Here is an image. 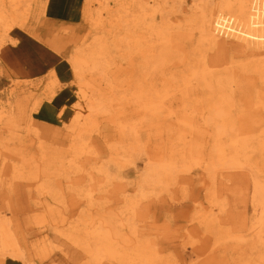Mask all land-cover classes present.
I'll use <instances>...</instances> for the list:
<instances>
[{
    "label": "rangeland",
    "instance_id": "rangeland-1",
    "mask_svg": "<svg viewBox=\"0 0 264 264\" xmlns=\"http://www.w3.org/2000/svg\"><path fill=\"white\" fill-rule=\"evenodd\" d=\"M20 1L0 0L9 7L17 3L15 26L0 35V102L16 107L10 115L4 110L5 125H0V245L5 225L17 233L26 255L12 258L0 251V264H78L72 261L75 252H81L84 262L91 261L81 249H71L70 239L75 237L72 228L81 229L89 214L111 217V229L114 224L115 230H135L136 244L150 258L146 264H264V147L259 150L255 142L251 144L254 160L250 162L256 167L247 162L205 173L202 164L211 157L202 159L214 152V143L228 142L234 133L207 139L193 135L183 142L176 130L161 127L134 100L124 99L133 60L127 42L132 37L123 22L110 25L105 20L112 10L118 18L122 7H127L124 1ZM142 1L149 6L146 15L155 11L159 22L196 33L194 38L204 22L214 19L222 3ZM98 16L104 20L101 25ZM12 21V14L4 19L5 23ZM225 42L222 50L238 55V60L255 59L240 43ZM132 49L138 65V45ZM74 57L90 61V68L79 77L69 61ZM130 68L134 70V62ZM52 81L57 87L53 98L47 99ZM116 81L118 93L101 96L100 110L91 114L82 97L84 91L94 88L95 96H86L98 99V92ZM107 102L111 114L101 110ZM81 103L85 110L78 106ZM78 116L90 121L84 140L92 146L78 160L70 161L62 156L76 149L70 141ZM254 136L242 133L241 140ZM189 145L199 147L201 159L184 152ZM18 149L23 153L17 154ZM40 153L49 160L66 158V172L49 167L47 161L27 166L15 159L22 154L39 158ZM234 174H239V184L233 192L221 194L228 201L223 214L232 216L223 224L226 230L200 222V203L208 208L209 193H218L217 185L225 175V184L231 186L229 177ZM37 176L41 182L35 181ZM99 259L96 264H118L109 257ZM144 263L131 260V264Z\"/></svg>",
    "mask_w": 264,
    "mask_h": 264
},
{
    "label": "bare ground",
    "instance_id": "bare-ground-1",
    "mask_svg": "<svg viewBox=\"0 0 264 264\" xmlns=\"http://www.w3.org/2000/svg\"><path fill=\"white\" fill-rule=\"evenodd\" d=\"M121 1H124L127 7H122L120 16L115 18L114 14L117 11L112 10L108 16L110 19L105 20L110 25L123 22L128 30V36L132 37L128 38L127 42L129 55L133 60L130 61L128 88L125 90L128 94L124 96V99L134 100L142 112L157 118L161 127L176 130L177 138H182L183 142L193 135L195 138L207 139L210 135L221 138L225 133H234L228 142L218 140L214 143V152L202 159L205 161L211 157L202 164L205 173L214 169L216 171L225 165L227 169H233L241 163L255 164L250 162L254 160L251 144L255 142L259 150L264 147V0H220L221 9L215 14L213 20L202 24L196 38H194L196 33L189 34L180 28L174 30L166 22H159L157 15H154L155 11L146 15L149 7L147 2ZM8 4L0 2L1 37L15 26L14 6L17 3H12V7ZM11 14L14 23H5L4 19ZM102 21L104 20L101 16H98L97 24L101 25ZM227 40H234L243 45V48L248 51L246 53L255 59L238 60V55L222 50ZM135 44L138 45V65L132 49ZM0 45H3L2 38H0ZM50 46L57 47L51 44ZM101 48L104 49V44ZM211 49H213L212 54L209 53ZM55 50L59 54L62 53L59 48ZM69 61L78 77L90 68V61L83 57H74ZM133 62L134 70L130 68ZM117 82L110 84L107 89L96 91L98 99L92 98L95 96L94 88L84 91L82 97L87 102L86 106L91 114L98 113L100 110L101 96L104 94L113 96V93H118ZM56 84L53 81L48 84L47 99L53 98ZM86 94L92 97H87ZM38 105L39 102L35 104L34 110ZM18 106L25 108L21 103ZM78 106L80 109L86 108L82 103ZM110 108V102H107L101 110L108 112ZM4 110L10 115L14 113L16 107L12 103L4 105L0 102V125H5ZM108 114L111 113L108 112ZM88 124H90L88 118L76 117L75 125L71 130L74 138L70 141L76 149L70 155L62 157H70V161H76L91 148L92 144L84 140ZM242 133L251 134V136L255 134V136L242 141ZM43 147L44 144L41 142L40 148ZM18 150L17 154L23 153L20 149ZM184 152L199 159L202 157L199 147L195 145H189ZM39 158L22 154V158L15 159L27 166H33V164L38 166L47 161L50 164L49 167L55 166L58 172L62 170L63 173L66 172L63 169L66 158L58 161L49 160L43 153H40ZM161 161L168 162L164 159ZM1 164L4 165L5 160ZM235 178L238 179L239 174L229 177V181L233 184L227 186L224 182L227 179L226 175L222 177L223 181L217 185L218 193L212 192L208 195V208L202 205L203 202L200 203V222H206V225H212L213 228L218 226L219 229H224L223 224L232 220L231 213L223 214L227 211L228 201L221 194L233 192L239 184V179ZM41 180L40 176L35 178V181L41 182ZM54 201L60 203L59 200ZM57 209H51V212L59 213ZM86 217L88 220L81 229L72 228L75 237L70 236L74 244L71 249L77 247L93 259L84 262L81 252H75L76 256L72 259L74 263L96 264L99 258L104 256L118 264H131L132 259L144 263L150 259L147 258L145 250L142 251L136 244L138 237L135 230H131L130 233L122 232V230H115L114 224L112 229L109 228L108 224L112 223L111 217H97L93 214ZM81 231L84 232L82 237L79 235ZM257 234L260 235V232ZM81 238L93 242L87 244L82 242L84 239ZM223 240L225 239L222 238L220 241L224 242ZM221 242H217L218 246ZM0 251L12 258L26 255L19 246L17 233L5 225L2 226ZM235 253H238V250Z\"/></svg>",
    "mask_w": 264,
    "mask_h": 264
},
{
    "label": "crops",
    "instance_id": "crops-1",
    "mask_svg": "<svg viewBox=\"0 0 264 264\" xmlns=\"http://www.w3.org/2000/svg\"><path fill=\"white\" fill-rule=\"evenodd\" d=\"M69 4L73 5L71 1L69 2Z\"/></svg>",
    "mask_w": 264,
    "mask_h": 264
}]
</instances>
